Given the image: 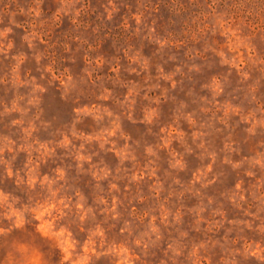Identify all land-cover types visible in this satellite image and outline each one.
Listing matches in <instances>:
<instances>
[{
	"label": "rangeland",
	"instance_id": "1",
	"mask_svg": "<svg viewBox=\"0 0 264 264\" xmlns=\"http://www.w3.org/2000/svg\"><path fill=\"white\" fill-rule=\"evenodd\" d=\"M0 264H264V0H0Z\"/></svg>",
	"mask_w": 264,
	"mask_h": 264
}]
</instances>
